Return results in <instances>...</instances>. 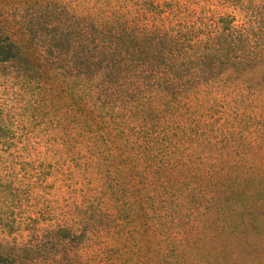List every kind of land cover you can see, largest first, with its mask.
I'll return each instance as SVG.
<instances>
[{
  "label": "trees",
  "instance_id": "obj_1",
  "mask_svg": "<svg viewBox=\"0 0 264 264\" xmlns=\"http://www.w3.org/2000/svg\"><path fill=\"white\" fill-rule=\"evenodd\" d=\"M0 80V264H264V0H0Z\"/></svg>",
  "mask_w": 264,
  "mask_h": 264
},
{
  "label": "rangeland",
  "instance_id": "obj_2",
  "mask_svg": "<svg viewBox=\"0 0 264 264\" xmlns=\"http://www.w3.org/2000/svg\"><path fill=\"white\" fill-rule=\"evenodd\" d=\"M202 5V3H200ZM201 7V6H200ZM208 10V5L204 4V11L205 13ZM213 10V8L211 9ZM201 12V8H200ZM15 81L9 82L6 80H0V97L4 98V100L7 101L8 107H7V114L10 118L14 119L15 114L20 112V104L19 100L21 99V89L16 87ZM5 89H3V87ZM51 118H54L53 116L56 114L57 110L56 108H53V110H44ZM26 118H28L32 124L33 127H35V132L38 130L37 125L38 121L35 119H31L28 117L26 113ZM27 124L26 122H24ZM27 124V125H28ZM50 125L48 124V128ZM24 136H29V133L27 131H24ZM27 139H30L35 143L31 146L36 149L38 148V153L42 155H48L47 157L54 155L56 153L57 147H52V139L47 135L44 136L43 134H37L32 137H28ZM7 154L6 151H2V154ZM70 168L66 172V177L63 179L64 186L63 189L59 194L56 195V203L65 205V206H71L72 208H75L77 206H83L86 207L87 205L93 204V198H98L104 200L105 198V190L103 189V185H106V182L104 180L101 181V178L94 179L92 178V173L88 171L87 167H79L75 160H70ZM50 189H54L52 186ZM55 192V190H53ZM52 192V193H53ZM97 199V200H98ZM249 202H252V200H249ZM116 203V202H115ZM104 210L106 212H109L108 206L104 203ZM30 239V233L28 231H25L19 235H8L6 233H3L0 229V240L9 241L13 243L14 241H27Z\"/></svg>",
  "mask_w": 264,
  "mask_h": 264
}]
</instances>
